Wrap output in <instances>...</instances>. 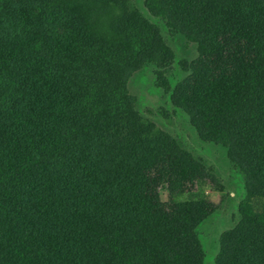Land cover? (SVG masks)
Masks as SVG:
<instances>
[{
  "label": "trees",
  "instance_id": "obj_1",
  "mask_svg": "<svg viewBox=\"0 0 264 264\" xmlns=\"http://www.w3.org/2000/svg\"><path fill=\"white\" fill-rule=\"evenodd\" d=\"M121 2L101 29L87 1L0 0V264H202L217 180L135 109L127 80L149 63L244 175L216 264H264V0H144L151 18ZM152 18L196 44L173 86Z\"/></svg>",
  "mask_w": 264,
  "mask_h": 264
},
{
  "label": "rangeland",
  "instance_id": "obj_2",
  "mask_svg": "<svg viewBox=\"0 0 264 264\" xmlns=\"http://www.w3.org/2000/svg\"><path fill=\"white\" fill-rule=\"evenodd\" d=\"M75 3L90 2L95 13V22L101 29H107L112 19L121 14V0H71ZM145 16L150 14L143 7L144 0H128ZM158 24L166 45L173 51V59L162 70L169 86L180 82L187 75V67L197 54L196 44L187 41L181 34L168 29L165 20L152 18ZM158 67L145 64L130 74L127 91L135 98L137 112L157 128L175 139L177 144L193 157L200 159L211 168L217 182L208 184L205 193L215 204V212L197 227V235L203 251L202 264H216L219 254V240L222 233L234 226L239 219V204L246 198L244 175L228 158V150L215 143L201 141L188 116L170 101L167 90L157 85ZM161 198L166 199V192L161 190ZM250 205L258 209L260 201L251 200Z\"/></svg>",
  "mask_w": 264,
  "mask_h": 264
}]
</instances>
